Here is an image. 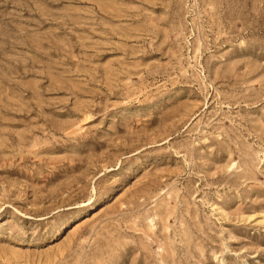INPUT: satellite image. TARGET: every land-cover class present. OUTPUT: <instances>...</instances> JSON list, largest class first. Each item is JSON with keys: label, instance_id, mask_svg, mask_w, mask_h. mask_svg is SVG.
I'll return each instance as SVG.
<instances>
[{"label": "rangeland", "instance_id": "374dc122", "mask_svg": "<svg viewBox=\"0 0 264 264\" xmlns=\"http://www.w3.org/2000/svg\"><path fill=\"white\" fill-rule=\"evenodd\" d=\"M0 264H264V0H0Z\"/></svg>", "mask_w": 264, "mask_h": 264}]
</instances>
